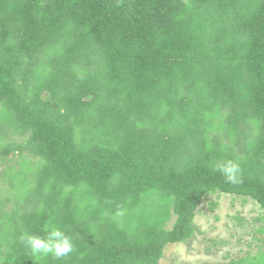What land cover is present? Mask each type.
Returning <instances> with one entry per match:
<instances>
[{
	"label": "trees",
	"instance_id": "16d2710c",
	"mask_svg": "<svg viewBox=\"0 0 264 264\" xmlns=\"http://www.w3.org/2000/svg\"><path fill=\"white\" fill-rule=\"evenodd\" d=\"M228 97L240 158L208 134ZM7 129L30 137L0 155L27 149L40 162L30 178L9 174L12 187L22 181L16 206L0 204V264H157L193 234L208 193L264 208V0H0ZM227 160L243 183L214 170ZM52 228L72 237L70 257L31 256L19 241Z\"/></svg>",
	"mask_w": 264,
	"mask_h": 264
},
{
	"label": "rangeland",
	"instance_id": "374dc122",
	"mask_svg": "<svg viewBox=\"0 0 264 264\" xmlns=\"http://www.w3.org/2000/svg\"><path fill=\"white\" fill-rule=\"evenodd\" d=\"M48 52L51 54L52 50ZM231 98L234 97H228L227 102L217 105V114H210L213 119L208 134L214 148L221 145L227 157L240 158L246 155L247 147H244L246 142L240 131L236 136L229 132L233 129L230 125H233L231 123L235 119ZM250 125L256 126L257 130L256 123L243 125L242 121L244 129ZM29 137L30 133L27 131L7 129L6 134L0 136V148L27 142ZM38 159L39 156L27 149H23L21 153L19 149H13L0 155V204L3 205L2 199L9 197L3 210L9 212L16 206L15 200L11 202L10 199H15V194L20 192L22 181L20 173L17 174V185L12 187L9 174L18 173L22 168L27 178H30L39 165ZM261 162L260 169L264 179V157ZM169 214L165 222L167 229L172 227L176 218L173 207L169 208ZM192 226L193 234L190 237L164 246L157 264H232L241 259L256 263L264 256V208L251 196L220 191L208 193L196 206Z\"/></svg>",
	"mask_w": 264,
	"mask_h": 264
},
{
	"label": "clouds",
	"instance_id": "9594fccd",
	"mask_svg": "<svg viewBox=\"0 0 264 264\" xmlns=\"http://www.w3.org/2000/svg\"><path fill=\"white\" fill-rule=\"evenodd\" d=\"M214 170L222 174L226 182L232 185L243 183V169L239 162L233 160L218 162ZM19 241L29 249L31 256H51L53 259L63 260L76 251L72 237L59 228H52L45 236L24 232L20 235Z\"/></svg>",
	"mask_w": 264,
	"mask_h": 264
}]
</instances>
